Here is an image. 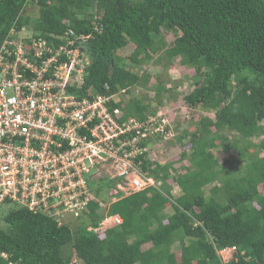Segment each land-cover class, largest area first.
I'll use <instances>...</instances> for the list:
<instances>
[{"label": "trees", "instance_id": "obj_1", "mask_svg": "<svg viewBox=\"0 0 264 264\" xmlns=\"http://www.w3.org/2000/svg\"><path fill=\"white\" fill-rule=\"evenodd\" d=\"M31 4L40 14L35 29L46 36L67 24L77 33L97 26L85 48L90 64L81 95L147 87L150 77L130 70L117 54L132 45L134 66L177 58L193 69L196 85L183 102L214 117L200 118L190 134L182 173L172 176L171 163L143 159L141 169L158 188L110 202L114 181L105 178L94 191L101 200H91L71 225L23 207L9 211L0 228V264H73L63 253L69 245L83 264H264V141L251 142L264 137V0H1L0 44L18 18L22 26ZM164 31L174 32L171 44ZM167 91L157 82L151 102L119 98L110 106L123 119L143 121ZM251 147L257 151L249 154ZM217 150L227 155L222 163ZM169 180L180 190L177 198ZM99 201L109 203L105 211L118 215L120 226L94 231L104 217ZM167 204L172 214L164 213ZM146 244L151 248L142 251ZM226 249L235 254L222 263L218 252Z\"/></svg>", "mask_w": 264, "mask_h": 264}, {"label": "built area", "instance_id": "obj_2", "mask_svg": "<svg viewBox=\"0 0 264 264\" xmlns=\"http://www.w3.org/2000/svg\"><path fill=\"white\" fill-rule=\"evenodd\" d=\"M18 19L0 44V209L16 205L71 225L101 200L94 191L105 178L114 181L110 202L158 188L141 165L157 161L155 150L175 137L165 114L158 108L143 121L123 119L110 103L124 90L80 94L97 26L77 33L67 24L46 36L24 23L17 28ZM98 204L104 217L95 232L121 225L105 211L108 202Z\"/></svg>", "mask_w": 264, "mask_h": 264}, {"label": "rangeland", "instance_id": "obj_3", "mask_svg": "<svg viewBox=\"0 0 264 264\" xmlns=\"http://www.w3.org/2000/svg\"><path fill=\"white\" fill-rule=\"evenodd\" d=\"M139 2L141 0H133ZM24 18V25L30 29L35 28L37 21H39V11L34 7L29 6L25 8L22 14ZM164 37L167 44H171L174 40L175 34L172 31H164ZM133 51V46H128L117 52V54L123 58L126 66L133 72L144 75L147 74L149 79V85L147 87H133L130 89L128 95L124 94L125 97L122 100L126 101L128 98L140 99L144 103H149L153 100L155 94V86L157 82H161L166 90V93L162 94V105L158 107L162 113L165 114V118L171 123L175 137L168 141L164 149H156L154 156L156 162L171 163V175L182 173L185 167L189 166L186 159L183 161L180 159L182 152L186 154L190 153L189 148V136L192 132L198 129V121L202 117H209L213 119V113L202 109L199 106L191 107L187 106L183 102V96L192 91L196 85V78L194 77L193 69L187 67V65L181 64L179 59L175 58L168 63L166 58H163L157 63L156 59L150 62L143 63L139 66H134L129 60V56ZM181 137V139L179 138ZM180 140V141H179ZM260 141H264L263 138H253L251 140L254 146L258 145ZM231 145V142L228 146ZM161 150L164 152L161 153ZM257 150L255 147L249 149L250 153H255ZM216 157L222 163L227 155L222 153L220 150L214 151ZM233 159L237 160V155L234 151L230 152ZM168 185L171 188V195L177 198L180 195V190L174 181L169 180ZM16 205H3L0 209V228L4 227L3 216L9 211L16 209ZM164 213L166 215L172 214V208L170 204L166 205ZM151 248L150 244L142 246V251ZM172 252L175 254L177 261L180 260V251L178 245L175 244ZM64 255L70 257V261L73 264H83L80 260L76 259L73 255L71 246H67L63 249ZM235 254L234 249H226L218 252V256L222 263H226L232 260Z\"/></svg>", "mask_w": 264, "mask_h": 264}, {"label": "water", "instance_id": "obj_4", "mask_svg": "<svg viewBox=\"0 0 264 264\" xmlns=\"http://www.w3.org/2000/svg\"><path fill=\"white\" fill-rule=\"evenodd\" d=\"M0 2H1V0H0Z\"/></svg>", "mask_w": 264, "mask_h": 264}]
</instances>
